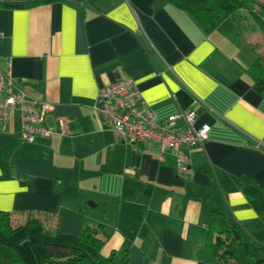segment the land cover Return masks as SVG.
Masks as SVG:
<instances>
[{
  "label": "crops",
  "instance_id": "0c3cea01",
  "mask_svg": "<svg viewBox=\"0 0 264 264\" xmlns=\"http://www.w3.org/2000/svg\"><path fill=\"white\" fill-rule=\"evenodd\" d=\"M35 1L0 0V70L49 103L46 127L65 134L23 142L17 115L0 130V210L17 225L46 218L61 235L103 226L102 253L117 264L125 253L127 264H211L214 209L264 246V93L250 28L225 20L206 33L171 0L11 7ZM127 79L159 119L196 110V127H210L190 176L172 153L161 162L158 148L121 142L92 109L101 88Z\"/></svg>",
  "mask_w": 264,
  "mask_h": 264
},
{
  "label": "trees",
  "instance_id": "16d2710c",
  "mask_svg": "<svg viewBox=\"0 0 264 264\" xmlns=\"http://www.w3.org/2000/svg\"><path fill=\"white\" fill-rule=\"evenodd\" d=\"M53 1L56 0L16 3L11 7H28ZM171 3L188 13L206 33L230 20L244 35L248 22L242 12H246L264 30V18L260 11L254 9L257 0H171ZM253 52V87L263 94L264 54H260L256 47ZM213 212L215 217L205 242L211 264L234 263L239 246H243L248 255L264 250V246L256 245L247 231L226 212L215 209ZM48 223L46 218L29 215L24 223L17 225L9 212L0 210V264H117L114 254L105 257L102 253L109 237L103 231V226L86 225L82 235L75 237L61 235L56 229L48 227ZM127 261L128 255L125 253L122 264H127ZM262 263L264 258L258 261V264Z\"/></svg>",
  "mask_w": 264,
  "mask_h": 264
},
{
  "label": "built area",
  "instance_id": "2783aa9c",
  "mask_svg": "<svg viewBox=\"0 0 264 264\" xmlns=\"http://www.w3.org/2000/svg\"><path fill=\"white\" fill-rule=\"evenodd\" d=\"M91 107L97 116L111 123L121 142L131 146H154L159 149L161 162L168 153H172L177 173L182 177L193 173L192 148L209 140L210 127H196V110L181 111L159 119L146 105L131 79L101 88ZM49 109V103L17 86L9 73L0 70V130L6 131L12 117L17 115L23 142L34 143L37 138L65 134L63 123L60 130L46 127L45 116Z\"/></svg>",
  "mask_w": 264,
  "mask_h": 264
},
{
  "label": "rangeland",
  "instance_id": "374dc122",
  "mask_svg": "<svg viewBox=\"0 0 264 264\" xmlns=\"http://www.w3.org/2000/svg\"><path fill=\"white\" fill-rule=\"evenodd\" d=\"M255 10L260 11L261 16L264 18V0H257V4L255 5ZM245 18H247V25L250 28L247 32L248 39L255 43V46L260 54H264V30L260 29L258 25L255 24L254 20L247 15L246 12H242ZM236 260L234 263L230 264H257L258 261H260L262 258H264V255L261 256L260 254H256L255 252L248 256L246 254L245 248L243 246H239L236 251ZM252 256L254 258H252Z\"/></svg>",
  "mask_w": 264,
  "mask_h": 264
},
{
  "label": "water",
  "instance_id": "95a60500",
  "mask_svg": "<svg viewBox=\"0 0 264 264\" xmlns=\"http://www.w3.org/2000/svg\"><path fill=\"white\" fill-rule=\"evenodd\" d=\"M93 206H96L95 204Z\"/></svg>",
  "mask_w": 264,
  "mask_h": 264
}]
</instances>
